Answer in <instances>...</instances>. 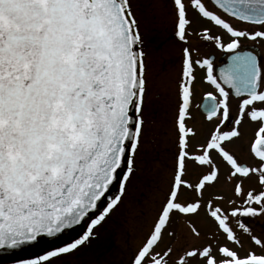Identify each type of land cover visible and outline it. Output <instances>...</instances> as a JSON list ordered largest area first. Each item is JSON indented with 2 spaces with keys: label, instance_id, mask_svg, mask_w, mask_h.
I'll return each mask as SVG.
<instances>
[{
  "label": "water",
  "instance_id": "95a60500",
  "mask_svg": "<svg viewBox=\"0 0 264 264\" xmlns=\"http://www.w3.org/2000/svg\"><path fill=\"white\" fill-rule=\"evenodd\" d=\"M212 1L264 22V0ZM227 67L257 78L243 54ZM140 88L127 0H0V257L77 234L118 193Z\"/></svg>",
  "mask_w": 264,
  "mask_h": 264
},
{
  "label": "flooded vegetation",
  "instance_id": "af4514ba",
  "mask_svg": "<svg viewBox=\"0 0 264 264\" xmlns=\"http://www.w3.org/2000/svg\"><path fill=\"white\" fill-rule=\"evenodd\" d=\"M127 5L138 36L141 89L134 114V138L125 165L120 171L118 195L107 204V208L88 219L77 234L64 240L50 242L43 248H34L28 253L0 258L4 261L1 264H54L79 254L92 244L94 230L119 205L123 197L126 181L133 172V161L140 151L138 149L144 130L141 112L145 107L147 98L145 93L148 90L146 85L149 80L147 54L144 56L147 50L145 41H142L143 27L135 11L138 7L132 0H127ZM230 22L234 23V26ZM236 23L244 24L247 29L244 27V30H239ZM263 27L264 22L252 24L229 17L217 2L212 0H153V71H156L154 77L158 72H162L157 62L163 64L165 69L170 65L168 56L165 57V52L161 48L175 42L180 50L178 65L180 70L175 92L171 94L167 91L165 95L158 91L153 94V127L163 122L167 125L163 114L170 111L168 107L174 109L175 106L174 115L171 110L170 126L167 125L169 129L166 130L171 133L167 141L169 145L160 147V139H157L161 132L160 126L153 135L155 155L161 159L165 158L164 167L171 162L175 163V167L167 179L168 189L165 192L163 206L150 235L145 237L140 248L135 251L133 264H140L145 260L149 261L147 264H153L151 256L159 246L172 214L180 213V218L186 219L199 210L200 212L205 210L204 197L221 194L222 189L231 190L228 182L235 180L233 191L247 190L248 201H264V172H260L259 168L264 167ZM222 38L225 39L224 43ZM236 53L247 56L257 64L258 68H255L258 71L257 78L248 81L236 74L237 69L234 71V68L227 67L228 57ZM223 79L230 81L226 82ZM156 86L153 81V87ZM242 131L246 134L243 143L247 144L248 152L259 165L257 168L247 161L238 162L240 159L238 153L232 149L230 152L224 147L237 135L239 138ZM258 141H261V145L256 147ZM254 148L257 153L254 152ZM223 165L226 166L224 172ZM261 192L263 194H260ZM231 208L232 205L225 211ZM213 213L212 217L217 227L224 231L222 233L224 240L234 242L236 231L233 225L229 220L226 223L222 217H218L219 213ZM219 242L216 249L208 254L207 250H201L203 247L198 248L194 245L195 240L189 242L191 246L186 243L187 254L185 253L183 263L185 264L191 256H195L199 262L201 252L205 253L202 264H262L264 261H255L252 254L245 260H239L225 242ZM194 248L198 253L190 255ZM249 253L248 251L246 255Z\"/></svg>",
  "mask_w": 264,
  "mask_h": 264
},
{
  "label": "rangeland",
  "instance_id": "374dc122",
  "mask_svg": "<svg viewBox=\"0 0 264 264\" xmlns=\"http://www.w3.org/2000/svg\"><path fill=\"white\" fill-rule=\"evenodd\" d=\"M132 2L138 7L135 11L143 27L142 41H145L147 50L144 56L147 54V78L149 79L148 85H146L148 90L145 93L147 95L145 107L141 112L144 130L141 146L138 149L140 151L133 161V172L126 181L125 192L119 205L94 230L95 236L91 239L92 244L81 250L79 254L77 253L63 259L60 263L55 262L54 264H133L136 257L134 253L137 248H140L145 237L150 235L152 226H154L166 198L167 179L170 173L173 172L175 163H168L164 167L165 158L161 159L160 156L158 158L154 153L156 148L154 147L155 143L153 144V135H155L156 128L160 126L159 130L161 132L157 137V139H160V147L169 145L167 141L171 133L166 130L169 129L167 125L170 126L169 118L171 117V110H173L174 115L175 106L174 109L168 107L170 111L163 114L167 125L163 122L162 124L157 123L153 127V94L158 91L165 95L167 91H170L171 94L175 92L176 79L180 70L178 66L180 63V50L174 44L175 42L161 48L165 52V57L168 56L170 65L165 69L163 64L157 62L162 72H158L154 77L156 71H153V0H132ZM231 24L234 26V23ZM236 26L240 28L239 30H244V27H246L241 23H236ZM224 41L225 39L222 38V43ZM153 81H155L156 87H153ZM158 87L161 89H153ZM253 128L255 127L253 126ZM245 136L246 134L242 131L239 138L237 135L224 147L229 151L232 149L238 153L240 158L238 162L247 161L257 168L259 165L252 159L247 144L244 145L243 143ZM160 161H162L161 164H159ZM225 167L223 165L222 170ZM259 168L260 172H264V167ZM227 170L225 169V171ZM234 182L235 180L228 182L231 190L222 189L221 194L204 197L205 210L193 213L195 216L191 215V217H187L188 219H184L180 218V213L172 214L162 240L151 256L153 264H182L185 260V253L187 254V244L192 240H195V246L198 248L203 247L201 250H207V254L216 249L220 243L219 241H222L226 243L228 248L230 247L239 260L249 258L250 254L255 257V261L264 260V201H248L247 190L237 189L233 191ZM242 187L244 188V186ZM224 191L228 196L224 194ZM231 205L233 208L225 211ZM213 212L219 213L218 217H222L226 223L229 220V223L233 225L236 231L234 242L228 239L224 240L222 236L224 231H220L217 223L214 222ZM193 232H196V234ZM248 251L250 253L246 255ZM196 252L197 249L194 248L190 251V255ZM199 258L200 261L197 262L196 257L191 256L185 264H202L205 253L201 252ZM148 262L145 260L140 264H147ZM262 264H264V261Z\"/></svg>",
  "mask_w": 264,
  "mask_h": 264
}]
</instances>
